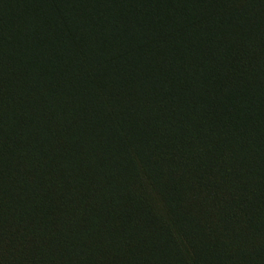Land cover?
I'll return each mask as SVG.
<instances>
[{
	"label": "trees",
	"instance_id": "trees-1",
	"mask_svg": "<svg viewBox=\"0 0 264 264\" xmlns=\"http://www.w3.org/2000/svg\"><path fill=\"white\" fill-rule=\"evenodd\" d=\"M0 264H264V0H0Z\"/></svg>",
	"mask_w": 264,
	"mask_h": 264
}]
</instances>
